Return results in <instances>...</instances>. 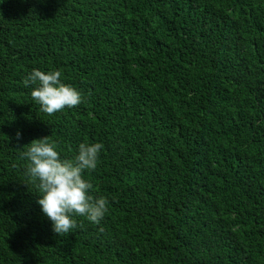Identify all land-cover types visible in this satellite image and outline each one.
Instances as JSON below:
<instances>
[{
  "label": "trees",
  "instance_id": "16d2710c",
  "mask_svg": "<svg viewBox=\"0 0 264 264\" xmlns=\"http://www.w3.org/2000/svg\"><path fill=\"white\" fill-rule=\"evenodd\" d=\"M34 68L82 102L42 111ZM44 136L103 143L99 223L53 232L21 158ZM0 264H264V0H0Z\"/></svg>",
  "mask_w": 264,
  "mask_h": 264
},
{
  "label": "clouds",
  "instance_id": "9594fccd",
  "mask_svg": "<svg viewBox=\"0 0 264 264\" xmlns=\"http://www.w3.org/2000/svg\"><path fill=\"white\" fill-rule=\"evenodd\" d=\"M59 69H33L24 84L31 86V96L42 111L53 114L82 102L81 92L65 83ZM22 133L17 130V140ZM21 158L26 161L25 175L37 194L41 212L51 221L57 235L70 233L77 224L76 216L99 221L107 212L108 200L92 195L93 184L86 173L97 169L104 145L100 141H82L71 158L62 156L57 141L44 136L25 145Z\"/></svg>",
  "mask_w": 264,
  "mask_h": 264
}]
</instances>
